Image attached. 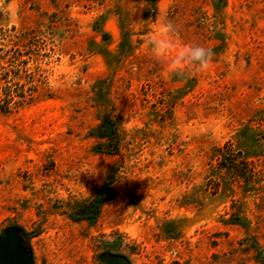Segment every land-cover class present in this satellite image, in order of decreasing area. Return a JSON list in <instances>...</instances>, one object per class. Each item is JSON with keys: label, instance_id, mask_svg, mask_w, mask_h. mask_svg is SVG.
<instances>
[{"label": "rangeland", "instance_id": "374dc122", "mask_svg": "<svg viewBox=\"0 0 264 264\" xmlns=\"http://www.w3.org/2000/svg\"><path fill=\"white\" fill-rule=\"evenodd\" d=\"M161 18L206 70L152 59ZM1 66L37 92L0 112V264L11 228L20 264H264V0H0Z\"/></svg>", "mask_w": 264, "mask_h": 264}, {"label": "clouds", "instance_id": "9594fccd", "mask_svg": "<svg viewBox=\"0 0 264 264\" xmlns=\"http://www.w3.org/2000/svg\"><path fill=\"white\" fill-rule=\"evenodd\" d=\"M177 27L161 18L147 41L153 60L161 63L167 74L185 76L206 70L212 56L211 49L177 38Z\"/></svg>", "mask_w": 264, "mask_h": 264}, {"label": "trees", "instance_id": "16d2710c", "mask_svg": "<svg viewBox=\"0 0 264 264\" xmlns=\"http://www.w3.org/2000/svg\"><path fill=\"white\" fill-rule=\"evenodd\" d=\"M18 71V70H17ZM8 72H12L11 69H7L4 66L0 68V112L11 113L19 110L24 105L33 101L36 98L37 85H31L27 89H13L8 85L10 81L8 79ZM14 79L20 78L18 72L12 73ZM17 82L14 83V85ZM116 123L113 121L109 114H105L98 125L95 134L105 140L99 145L104 152H111L117 150V133Z\"/></svg>", "mask_w": 264, "mask_h": 264}, {"label": "water", "instance_id": "95a60500", "mask_svg": "<svg viewBox=\"0 0 264 264\" xmlns=\"http://www.w3.org/2000/svg\"><path fill=\"white\" fill-rule=\"evenodd\" d=\"M17 231L13 228L8 229L5 231L4 238L8 241L3 242L6 243V248L10 249L12 251V260L13 264H20L22 262V257L24 256L23 253V247L18 243L17 241Z\"/></svg>", "mask_w": 264, "mask_h": 264}]
</instances>
